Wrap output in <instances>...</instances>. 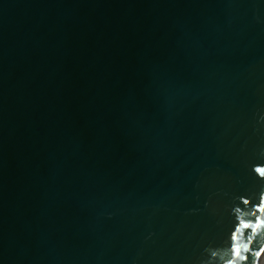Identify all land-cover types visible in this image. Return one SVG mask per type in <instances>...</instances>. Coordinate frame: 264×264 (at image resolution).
Masks as SVG:
<instances>
[{
  "label": "water",
  "instance_id": "95a60500",
  "mask_svg": "<svg viewBox=\"0 0 264 264\" xmlns=\"http://www.w3.org/2000/svg\"><path fill=\"white\" fill-rule=\"evenodd\" d=\"M259 169L264 0H0V264H264Z\"/></svg>",
  "mask_w": 264,
  "mask_h": 264
},
{
  "label": "snow or ice",
  "instance_id": "6c2138e0",
  "mask_svg": "<svg viewBox=\"0 0 264 264\" xmlns=\"http://www.w3.org/2000/svg\"><path fill=\"white\" fill-rule=\"evenodd\" d=\"M258 171L261 172L262 175H264V169H259ZM245 203H249V201H245ZM258 211L261 213H264V202H261L258 204ZM264 226V219H260L256 222L255 225L252 224H245V228H252V227H261ZM233 239H235V236H233ZM233 253L235 256L240 257L242 260H247L248 258L245 256H241V252L238 248H233ZM264 255V248L260 249L259 251L255 252V256L257 258L261 257ZM229 264H234V261H230Z\"/></svg>",
  "mask_w": 264,
  "mask_h": 264
}]
</instances>
